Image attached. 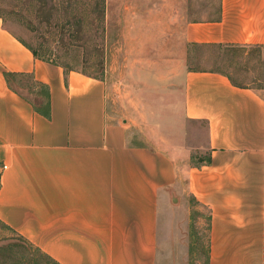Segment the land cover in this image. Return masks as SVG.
I'll return each mask as SVG.
<instances>
[{"label":"crops","instance_id":"crops-1","mask_svg":"<svg viewBox=\"0 0 264 264\" xmlns=\"http://www.w3.org/2000/svg\"><path fill=\"white\" fill-rule=\"evenodd\" d=\"M157 9L146 22L164 20L181 46L185 115L207 123L212 162L189 166L182 190L209 209L208 264H264V95L199 56L264 46V0H164L160 20ZM138 10L121 0V39ZM107 106L104 80L36 57L0 16V220L60 264H157L177 161L130 143Z\"/></svg>","mask_w":264,"mask_h":264},{"label":"rangeland","instance_id":"rangeland-1","mask_svg":"<svg viewBox=\"0 0 264 264\" xmlns=\"http://www.w3.org/2000/svg\"><path fill=\"white\" fill-rule=\"evenodd\" d=\"M134 1L140 28L127 31L126 40L121 39V0H0V16L42 55L104 80L109 119L126 125L130 143L175 157L181 189L160 207L166 238L157 264H206L210 212L182 187L186 169L202 163L210 152L207 123L185 115L181 46L173 45L177 38L167 34L164 20L146 22L151 6H158L159 20L164 17V0H150L151 6L149 0ZM199 56L264 95V46L223 48ZM21 91L38 99L28 89ZM262 256L264 263V249ZM0 264L53 262L0 222Z\"/></svg>","mask_w":264,"mask_h":264},{"label":"trees","instance_id":"trees-1","mask_svg":"<svg viewBox=\"0 0 264 264\" xmlns=\"http://www.w3.org/2000/svg\"><path fill=\"white\" fill-rule=\"evenodd\" d=\"M20 39V38H19ZM21 40V39H20ZM21 41H23V40H21ZM24 42V41H23ZM25 43V42H24ZM26 44V43H25ZM28 46V45H27ZM29 48L33 51V53L35 54V56L36 57H38V58H41V59H44V60H47V61H53V62H56V61H54L53 59H51V58H47L46 56H44V55H42L41 53H39V51L38 50H36V49H34V48H32V47H30L29 46ZM56 63H58V62H56ZM60 64V63H59ZM62 66H64V67H66L65 65H63V64H61ZM67 68V67H66ZM83 72H85V71H83ZM85 73H87V72H85ZM89 74V73H88ZM5 75H6V78H7V80H9V82H10V80H11V78L13 77V76H16L15 74H12V73H9V72H6L5 73ZM94 76V75H93ZM96 77V76H95ZM37 110L38 111H40L41 113H43L44 115H46V116H49L50 115V107H49V103L48 102H46V103H44L42 106H37ZM212 162V155H211V153L209 152L208 153V155L203 159V161H202V163H200V164H195V165H193V166H202L203 164H210ZM210 221H211V216L209 215V228H210ZM0 222L1 223H3V224H5L3 221H1L0 220ZM7 225V224H6ZM8 226V225H7ZM18 236L20 237V239H22L23 241H27V242H29L27 239H25L23 236H21V235H19L18 234ZM30 243V242H29ZM37 248V247H36ZM38 250H40L41 252H43L41 249H39V248H37ZM208 250H209V245H208V249H207V259H206V264H208L209 263V252H208ZM44 254H45V256L46 257H48L49 258V260L50 261H52L53 262V264H60L58 261H56L53 257H51L50 255H48L47 253H45V252H43Z\"/></svg>","mask_w":264,"mask_h":264}]
</instances>
